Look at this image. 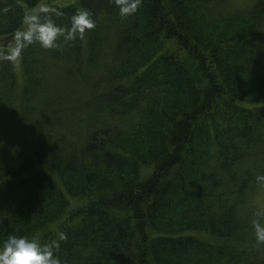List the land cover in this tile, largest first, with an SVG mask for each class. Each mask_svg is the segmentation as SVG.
<instances>
[{"label": "trees", "instance_id": "obj_1", "mask_svg": "<svg viewBox=\"0 0 264 264\" xmlns=\"http://www.w3.org/2000/svg\"><path fill=\"white\" fill-rule=\"evenodd\" d=\"M42 1L0 0V240L55 239L60 264H264V0L41 10L18 81L7 47Z\"/></svg>", "mask_w": 264, "mask_h": 264}, {"label": "clouds", "instance_id": "obj_2", "mask_svg": "<svg viewBox=\"0 0 264 264\" xmlns=\"http://www.w3.org/2000/svg\"><path fill=\"white\" fill-rule=\"evenodd\" d=\"M76 27L81 31L94 27V23L87 11H81L74 18ZM40 27V26H36ZM45 32L43 43L45 46H53L59 30L54 24L42 26ZM258 181L264 182V175L257 177ZM256 240L264 243V224L258 220L253 221ZM59 240L66 239L63 232L58 234ZM58 247V241L52 240L43 243L37 238H29L26 235L8 234L0 240V264H60L54 254Z\"/></svg>", "mask_w": 264, "mask_h": 264}, {"label": "rangeland", "instance_id": "obj_3", "mask_svg": "<svg viewBox=\"0 0 264 264\" xmlns=\"http://www.w3.org/2000/svg\"><path fill=\"white\" fill-rule=\"evenodd\" d=\"M247 1L248 0H228L227 6L230 9L242 8L246 5ZM70 3L78 4V0H51V1L43 0L42 2H40L37 6H35L33 8L23 6V8H24L23 22H22L16 36L9 43V45L7 47V50L10 53L12 65L14 67V71L16 73L18 81L21 79V67H20V63H19L17 51H16V44H17L18 38L21 36L22 33H24L28 29V27L30 26V24L32 23V21L34 20L36 15L41 10H46V9L51 10V9H54V8H57L60 6H64V5H67ZM150 170H151L150 166L142 167L141 168V174H143V176H141V178H145L150 173ZM250 197H251L250 198L251 199L250 204L253 206L252 209H256L257 212L263 211V209H264V185L261 187L253 189ZM69 200H70V203L72 206H75L77 204L79 205L80 203L82 204V202H83V200H80V202H79L78 200H75L73 198H70ZM260 216L261 217H259V222L261 224H264V213H262ZM259 245H260V243H259ZM259 252L264 254V245H260V251ZM263 258H264V256H263Z\"/></svg>", "mask_w": 264, "mask_h": 264}]
</instances>
